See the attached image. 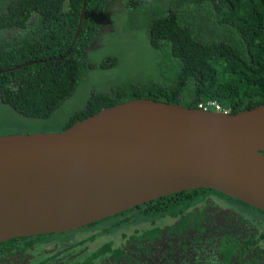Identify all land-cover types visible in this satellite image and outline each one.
Returning <instances> with one entry per match:
<instances>
[{
  "label": "water",
  "instance_id": "water-1",
  "mask_svg": "<svg viewBox=\"0 0 264 264\" xmlns=\"http://www.w3.org/2000/svg\"><path fill=\"white\" fill-rule=\"evenodd\" d=\"M197 189L264 212V104L231 114L133 99L61 132L1 135L0 243Z\"/></svg>",
  "mask_w": 264,
  "mask_h": 264
},
{
  "label": "trees",
  "instance_id": "trees-1",
  "mask_svg": "<svg viewBox=\"0 0 264 264\" xmlns=\"http://www.w3.org/2000/svg\"><path fill=\"white\" fill-rule=\"evenodd\" d=\"M115 5L144 23L160 67L126 90L90 95L61 130L133 99L194 109L215 101L231 114L264 104V0H0V103L52 116L95 66L85 54Z\"/></svg>",
  "mask_w": 264,
  "mask_h": 264
},
{
  "label": "flooded vegetation",
  "instance_id": "flooded-vegetation-1",
  "mask_svg": "<svg viewBox=\"0 0 264 264\" xmlns=\"http://www.w3.org/2000/svg\"><path fill=\"white\" fill-rule=\"evenodd\" d=\"M0 264H264V212L188 190L66 232L1 242Z\"/></svg>",
  "mask_w": 264,
  "mask_h": 264
},
{
  "label": "rangeland",
  "instance_id": "rangeland-1",
  "mask_svg": "<svg viewBox=\"0 0 264 264\" xmlns=\"http://www.w3.org/2000/svg\"><path fill=\"white\" fill-rule=\"evenodd\" d=\"M160 57L149 43L144 23L128 17L124 9L115 5L85 54L86 63L95 66H87L72 96L47 119L22 117L0 103V136L61 132L68 117L79 112L90 95H111L147 81L160 67ZM111 59L116 60L113 66H99ZM120 233L117 231L116 235ZM116 235L112 238H117Z\"/></svg>",
  "mask_w": 264,
  "mask_h": 264
},
{
  "label": "built area",
  "instance_id": "built-area-1",
  "mask_svg": "<svg viewBox=\"0 0 264 264\" xmlns=\"http://www.w3.org/2000/svg\"><path fill=\"white\" fill-rule=\"evenodd\" d=\"M199 110L202 111H213V112H222V113H227L223 110V108L215 101H206L202 102L201 104L198 105Z\"/></svg>",
  "mask_w": 264,
  "mask_h": 264
}]
</instances>
